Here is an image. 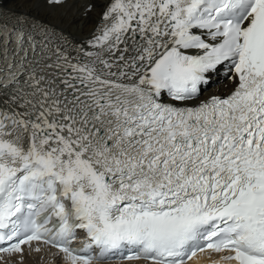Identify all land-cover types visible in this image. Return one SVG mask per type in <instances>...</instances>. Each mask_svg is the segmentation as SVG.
I'll return each mask as SVG.
<instances>
[{
	"label": "snow or ice",
	"instance_id": "obj_1",
	"mask_svg": "<svg viewBox=\"0 0 264 264\" xmlns=\"http://www.w3.org/2000/svg\"><path fill=\"white\" fill-rule=\"evenodd\" d=\"M12 4L70 0H0V259L264 264V0H98L83 39Z\"/></svg>",
	"mask_w": 264,
	"mask_h": 264
},
{
	"label": "bare ground",
	"instance_id": "obj_2",
	"mask_svg": "<svg viewBox=\"0 0 264 264\" xmlns=\"http://www.w3.org/2000/svg\"><path fill=\"white\" fill-rule=\"evenodd\" d=\"M97 3L98 0H74V1H70L69 5H65L62 8H48L45 5H41L38 9L32 7V5L30 4H23V5L19 4L20 6L18 7L16 6L18 8V9L16 8V10L28 11L29 14L32 13L33 11L34 13H36V15L45 17L47 20L50 21L59 20V22L62 25H67L71 22V27H68L67 31L70 32L77 39H83L89 34L90 30L95 25L97 20V13L100 11L99 8L93 7L90 12H87L86 11L87 6L90 4L96 5ZM8 6L11 7V5ZM230 78H231L230 75H227L223 82L224 85L221 83L223 86L220 85L221 87L218 88H215L216 87L215 86L213 90H211V92L220 93L222 91H226L227 89H230L228 88L231 85ZM211 92H209V94H212ZM36 248L37 247L30 249L29 251L30 256H27L22 263L49 264V262H47L48 256L46 255V251L38 247L39 251L37 253H34V250H36ZM52 258H54V260H57L55 264H60V259L58 260L56 259V257H52Z\"/></svg>",
	"mask_w": 264,
	"mask_h": 264
},
{
	"label": "rangeland",
	"instance_id": "obj_3",
	"mask_svg": "<svg viewBox=\"0 0 264 264\" xmlns=\"http://www.w3.org/2000/svg\"><path fill=\"white\" fill-rule=\"evenodd\" d=\"M18 6H20L19 4H12L11 5V7L12 8H17ZM18 9V8H17ZM36 11V10H35ZM37 12V11H36ZM30 14H32V15H36V13H34L33 11H32V13H30ZM37 16H39V15H37ZM40 18H42V19H46L45 17H42V16H39ZM47 20V19H46ZM77 23V22H76ZM75 27V26H74ZM73 28V27H72ZM74 29V28H73ZM22 264H24V263H22Z\"/></svg>",
	"mask_w": 264,
	"mask_h": 264
}]
</instances>
